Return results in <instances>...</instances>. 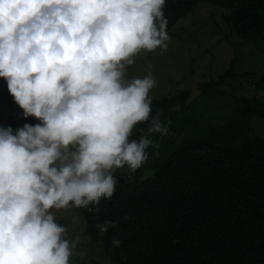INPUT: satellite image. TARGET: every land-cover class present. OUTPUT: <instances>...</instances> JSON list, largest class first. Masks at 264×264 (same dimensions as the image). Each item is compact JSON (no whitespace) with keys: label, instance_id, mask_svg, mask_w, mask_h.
Listing matches in <instances>:
<instances>
[{"label":"clouds","instance_id":"9594fccd","mask_svg":"<svg viewBox=\"0 0 264 264\" xmlns=\"http://www.w3.org/2000/svg\"><path fill=\"white\" fill-rule=\"evenodd\" d=\"M165 6L0 0V77L23 116L39 121L0 125V264H70L81 236L70 238L56 212L99 211L117 190V171L143 167L159 147L154 136L169 134L171 119L152 115L151 65L142 77L128 72L142 52L167 51ZM115 226L95 224L101 234Z\"/></svg>","mask_w":264,"mask_h":264},{"label":"trees","instance_id":"16d2710c","mask_svg":"<svg viewBox=\"0 0 264 264\" xmlns=\"http://www.w3.org/2000/svg\"><path fill=\"white\" fill-rule=\"evenodd\" d=\"M219 4L232 14L238 36L264 41V0H166L164 13L171 31L199 2ZM235 59L227 71L198 84L199 93L184 89L153 100L152 115L174 119L182 115L195 125L198 107L235 109V123L196 128L150 176L129 179L116 173L118 186L111 200H101L99 211L80 209L86 231L101 240L110 264H264V137L251 135L255 118L264 119L256 100L225 89L236 73ZM0 77V104L14 101ZM257 88L264 90L260 81ZM179 111H173L175 105ZM23 109L3 126L14 131L25 124ZM132 138H138V129ZM154 137H161L159 134ZM150 153V148L148 149ZM105 219L115 227L101 234L95 227ZM121 241L114 246L113 239Z\"/></svg>","mask_w":264,"mask_h":264},{"label":"rangeland","instance_id":"374dc122","mask_svg":"<svg viewBox=\"0 0 264 264\" xmlns=\"http://www.w3.org/2000/svg\"><path fill=\"white\" fill-rule=\"evenodd\" d=\"M264 14V10L262 12ZM170 41L167 51L142 52L137 63L129 67V76H144L151 65L157 85L150 95L153 100L164 95H173L184 89L199 93L198 84L227 71L235 59V75L227 80L225 89L235 95L256 100L264 111V90L257 88L264 84V41L251 42L240 38L234 29L232 14L223 6L201 1L186 17L168 31ZM2 86L7 87L5 79ZM18 105L12 101L0 104V125L6 124L17 112ZM200 114L195 125H186L183 114L171 119L167 136L154 137L159 147H150L149 160L134 173L127 168L117 174L129 179L146 178L153 174L155 164L164 161L181 144L190 140L196 128L209 129L213 125L235 123V109L206 110L198 107ZM251 135L264 137V119L255 118L248 129ZM117 177V176H116ZM118 180V178H117ZM118 186V185H117ZM78 216L79 222L73 217ZM57 221L69 227V236H81V241L70 258V264H110L101 240L92 241L86 231V221L80 209L56 212Z\"/></svg>","mask_w":264,"mask_h":264}]
</instances>
